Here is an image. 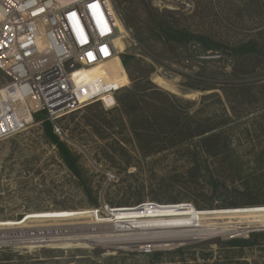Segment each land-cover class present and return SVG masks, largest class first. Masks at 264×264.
Listing matches in <instances>:
<instances>
[{
	"label": "rangeland",
	"instance_id": "rangeland-1",
	"mask_svg": "<svg viewBox=\"0 0 264 264\" xmlns=\"http://www.w3.org/2000/svg\"><path fill=\"white\" fill-rule=\"evenodd\" d=\"M112 1L126 31L120 55L134 56L128 65L132 75L147 76L162 91L197 101L190 111L203 107L202 113H215L220 120L228 116L217 129L226 133V147L209 157L195 148L196 137L144 153L120 104L107 109L95 102L58 119L63 141L77 159L74 174L45 137L41 121H34L0 140V220L85 209L100 202L128 206L142 200L189 201L200 208L264 205V53L237 64L232 55L235 45L249 39L264 48V0ZM171 30L185 31L189 39L179 43ZM198 36L216 49H206ZM119 60L107 64V75L127 84L117 92V100L126 98L133 85ZM234 70L252 73L243 78ZM154 75L167 80L171 89L157 85ZM199 80L218 88L189 89ZM243 81L254 86L249 93L241 92L247 99L234 101L233 110L224 103L200 102L202 94L221 95L225 82ZM214 193L223 200L212 198ZM231 240L209 239L148 255L102 248H3L0 264H264V228L235 238L239 243Z\"/></svg>",
	"mask_w": 264,
	"mask_h": 264
},
{
	"label": "built area",
	"instance_id": "built-area-1",
	"mask_svg": "<svg viewBox=\"0 0 264 264\" xmlns=\"http://www.w3.org/2000/svg\"><path fill=\"white\" fill-rule=\"evenodd\" d=\"M112 8V0H0V140L26 129L39 112L65 140L60 117L95 102L107 109L118 105L117 92L127 84L106 74L122 52L117 41L123 33ZM220 209L142 200L128 206L100 202L56 218L28 213L0 220V249L102 248L148 255L248 237L257 229L244 232L237 220L205 222L204 212Z\"/></svg>",
	"mask_w": 264,
	"mask_h": 264
},
{
	"label": "trees",
	"instance_id": "trees-1",
	"mask_svg": "<svg viewBox=\"0 0 264 264\" xmlns=\"http://www.w3.org/2000/svg\"><path fill=\"white\" fill-rule=\"evenodd\" d=\"M173 39H177L179 43L187 41L189 38L185 31L171 30ZM198 36L200 42L204 44L206 49H216V44L207 43V38ZM262 44L254 39H249L239 43L233 47V59L237 61L243 60L247 56H255L263 54L264 48ZM124 69L127 71L128 77L133 81V85L126 92V98L118 99L117 102L121 106V111L129 119L130 130L138 143L139 148L144 153H149L154 150L164 149L166 147L185 144L196 137L199 138L198 146L202 154L209 157L220 155L227 145L228 137L225 136L223 130H217L226 122L225 119H218L215 113H202L200 111H190L189 109L197 103L195 100L178 98L173 94L162 91L156 85L152 84L147 76L139 74L133 76L129 71V64L134 56L131 54H122L119 56ZM234 63V69L235 68ZM238 77L244 78V75H249L252 72L242 74L234 70ZM113 79V76H108ZM197 81V80H196ZM200 83V84H198ZM206 80H199L197 84L189 89H200L202 91L216 89L213 83L208 84ZM252 81H243L239 83L225 82L222 86L220 95L216 91L201 95L203 105L206 100L211 104H228L234 109V101L245 100L247 97L241 92L249 93L252 86ZM214 98V99H213ZM213 99V100H211ZM226 102V103H225ZM184 103V104H181ZM35 121H41L42 129L47 140L55 146L59 156L62 158L66 166L74 173H78L77 159L71 152L67 144L59 138L54 132L50 122L45 118L43 112L35 115ZM220 197V194H213L212 198ZM211 198V199H212ZM198 207V206H197ZM202 208V207H201ZM238 240H231L230 243H239Z\"/></svg>",
	"mask_w": 264,
	"mask_h": 264
},
{
	"label": "bare ground",
	"instance_id": "bare-ground-1",
	"mask_svg": "<svg viewBox=\"0 0 264 264\" xmlns=\"http://www.w3.org/2000/svg\"><path fill=\"white\" fill-rule=\"evenodd\" d=\"M112 9L118 20V25H119L121 32L125 33L126 31L122 25V21L120 20L119 16H117L118 14H117L115 7ZM117 44H118L119 51H123L124 43L122 39H118ZM115 57H117L118 60L120 59L118 56H115ZM119 64L124 70V67L122 66L120 60H119ZM108 70L109 72H111L109 67H108ZM109 72H107L106 74H108ZM153 81L157 85L163 88L171 89V86L168 83V81L159 75H154ZM221 209H226V208H221ZM221 209L218 211L204 212L205 222H207L208 219H210V221L208 222H211L212 220L215 219L214 223H216L218 220H220L222 223H224V221L228 223V222H231L232 220H237L238 223L240 224V227L238 228H241L240 230L244 232H246L247 228H257V229L264 228V205H251V206H243V207H236V208L234 207V208H228L226 210H221ZM81 210L82 209L39 211V212H32L31 214L29 213L27 217L28 218L29 217L56 218V217H62V216H72V215H78V214L84 213V211H81ZM205 214H208V215H205ZM243 224L246 226L243 227L242 226ZM240 230H237V231H240ZM28 248L32 249V247H28Z\"/></svg>",
	"mask_w": 264,
	"mask_h": 264
},
{
	"label": "water",
	"instance_id": "water-1",
	"mask_svg": "<svg viewBox=\"0 0 264 264\" xmlns=\"http://www.w3.org/2000/svg\"><path fill=\"white\" fill-rule=\"evenodd\" d=\"M220 200H223V196L220 197Z\"/></svg>",
	"mask_w": 264,
	"mask_h": 264
}]
</instances>
